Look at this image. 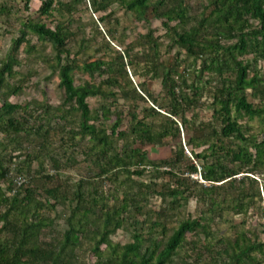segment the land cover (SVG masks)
<instances>
[{
  "label": "trees",
  "instance_id": "16d2710c",
  "mask_svg": "<svg viewBox=\"0 0 264 264\" xmlns=\"http://www.w3.org/2000/svg\"><path fill=\"white\" fill-rule=\"evenodd\" d=\"M91 1L97 12L109 7L108 0ZM119 1L143 20L150 14L161 20L167 45L149 29L121 53L97 29L103 39L93 52L84 53L89 41L83 40L74 53L71 18L85 0H42L39 15L56 24L24 19L1 61L0 92L20 94L24 85L12 80L21 49L40 57L31 36L50 44L54 54L43 60L58 75L64 98L58 105L0 101V264H88L85 252L97 264H176L178 256V264H264V238L247 228L251 212L264 218V0H211L199 13H191L192 0ZM138 46L143 60L134 62ZM175 49V62L166 64L162 55ZM182 55L192 59L193 79L189 68L180 71ZM138 64L143 75L161 77L162 101L145 83L133 84L128 67L138 74ZM206 94L215 122L191 135L187 113L196 117ZM90 99L99 102L95 109ZM168 142L171 156L149 158L147 146ZM79 151L87 175L60 183L61 174L47 173V159L59 176L79 164ZM19 174L29 179L20 187ZM152 198L159 208L150 207ZM192 201L196 214L187 212ZM61 205L69 208L67 228L54 235L51 212ZM224 223L230 225L222 233ZM129 226L132 241L114 242Z\"/></svg>",
  "mask_w": 264,
  "mask_h": 264
},
{
  "label": "rangeland",
  "instance_id": "374dc122",
  "mask_svg": "<svg viewBox=\"0 0 264 264\" xmlns=\"http://www.w3.org/2000/svg\"><path fill=\"white\" fill-rule=\"evenodd\" d=\"M26 1L27 0H0V7L4 6V10L0 12V64L1 61L6 56L7 51L9 50L12 40L17 37L20 32L21 23L24 19L31 17V18H41L45 20L48 24L51 26H54L57 22V20H49L44 17H41L38 13V9L40 8L42 0H30L29 2V8L26 7ZM64 1V0H63ZM211 0H192L189 2L191 13H199L201 12L206 5ZM109 7L105 11H95V8L92 4L91 0H85L84 4H80L77 6L74 11V14L72 15L71 22H72V29L75 33V36L72 37L71 43L75 45L74 53L78 50L77 46L80 41L88 40V49L84 52L86 55L88 53H92L94 50L95 43L101 42L103 37L102 36H96L97 35V29H100L103 32V35L106 36L107 39H111V43L113 47L116 50L121 51V53L124 52L126 47L129 45L131 47V44L133 41L137 40L142 34H145L148 32L149 29H153L155 31V36L163 37L165 30L163 29L162 21L159 19L154 18L151 14L149 15L148 19H141L139 18V14L136 12H128L126 11L120 4L119 0H108ZM102 16H105V19H101ZM107 27H111L115 30L116 35L118 36L119 40H114L109 32L107 31ZM32 43L36 45L37 49L40 51V57L36 56L37 51L35 50L32 53H29L26 51V46H23V48L20 51L19 57L22 61V65L19 67V74L14 80H12L13 83H21L24 85L23 92L17 95H6V90H2L0 92V101L7 98L13 103H25L28 101H31L33 99L43 100L47 99L51 104L58 105L62 102L64 98V91L59 87V77L56 73H53V70L48 65V63H45L43 60L44 56H47V60L49 57H51L53 53V49L48 43L41 42L37 37L31 36ZM165 40L166 45L169 41L168 38H162V40ZM121 40H124L126 45L121 44ZM45 44V46L43 45ZM165 45V46H166ZM167 46L164 47L166 50ZM131 49V48H130ZM141 49L138 46L136 49H134V52H131V54L134 57V62H139V60H143L141 58ZM176 51L175 49L171 54H163L162 59L167 64L174 63L176 58ZM136 55V56H135ZM79 57L83 58L85 55H80ZM181 66L180 71L181 73L186 72L189 73V78L195 77L194 72V65L191 58H188L184 55L181 56ZM184 57V58H183ZM129 58L127 57V61ZM139 65V64H138ZM138 65H136L138 70ZM140 71L137 74L136 69L134 66L130 65L128 67L129 69V75L130 78L133 81V84L137 86L140 82L145 83L147 86H149L150 90L153 92L156 99L162 101L163 98V92H162V80L161 77L159 78H152L151 74L143 75L145 73L143 71V65H139ZM144 70H147L144 69ZM83 79H88V75L83 74ZM77 83H80L81 79L78 75ZM99 80V77H98ZM92 107L95 109V106L99 105V102L95 99L89 100ZM147 105H154L150 100H147ZM143 104L140 105V109H142ZM157 106V105H156ZM158 107V106H157ZM165 113V111L163 110ZM196 117L193 116V113L191 111H188L187 116L191 122L189 128L192 130L191 135L195 134L196 130L198 128L200 130H205L207 127L211 128V124H214V105L212 102V99L208 94L200 101V106L195 109ZM114 117V116H113ZM193 118H195L196 122L192 123ZM114 118L109 121L110 125L114 124ZM255 126H258V122H253ZM192 125V126H191ZM203 127V128H201ZM202 136H204V133H200ZM188 137L187 131L182 134V142L186 145L185 140ZM207 137V136H206ZM171 142V140H169ZM164 144V145H152L147 146V150L149 152V156L151 159L159 160L164 159L172 154V144L170 143ZM204 147H201L200 150H202ZM186 151L188 155L194 160L195 158L192 156V149L191 147L187 146ZM197 161L196 159L194 160ZM198 162V161H197ZM16 166V164L14 165ZM47 169V173L57 175V177H60V183H66L68 181H71L70 183H75L78 181L81 176L87 175V170L85 168L84 162L82 160V156H80L79 151V164L73 166L71 164L66 165L60 172L59 176L58 173H56V170L52 167L51 162L49 159L46 161L45 165ZM38 165L36 164L34 166L35 173L38 170ZM28 179V175H25ZM71 178V180H69ZM194 178L200 179L199 175H194ZM29 180V179H28ZM73 185V184H71ZM111 185L109 182H105L104 189H108ZM264 183L262 186V195L264 197ZM161 205L160 200L157 198H152V201L150 203V207L159 208ZM199 206L196 203V201L190 202V204L187 207L188 213L196 214L199 210ZM69 213L68 206L61 205L57 207V210H54L51 212V217L55 218V226L54 228L56 231L54 232V235H57L58 233L64 231L67 228L66 224V216ZM236 222H241L242 217H236ZM261 223H264V218L261 217L260 214L251 212L250 217L248 218V224L247 228L253 227L258 233L260 232L261 238H264L263 233H261ZM229 223H224V225L221 226L222 233L226 232L229 227ZM192 237H189V240ZM201 238L204 240L205 236L202 235ZM218 238V237H217ZM216 238V239H217ZM114 242H122V243H128L132 241V230H130V226L126 227L125 229L119 230L113 237ZM213 243H218V239ZM217 245V244H216ZM189 247L187 246L184 250L181 252L184 253V251L188 250ZM84 257L86 258L88 264H97V258L96 256L91 252H85ZM180 256L176 258V264L179 263Z\"/></svg>",
  "mask_w": 264,
  "mask_h": 264
},
{
  "label": "built area",
  "instance_id": "2783aa9c",
  "mask_svg": "<svg viewBox=\"0 0 264 264\" xmlns=\"http://www.w3.org/2000/svg\"><path fill=\"white\" fill-rule=\"evenodd\" d=\"M14 182H15V184L18 187H20V186H23V185L27 184L28 183V179H27V177L25 175L19 174V175H15L14 176Z\"/></svg>",
  "mask_w": 264,
  "mask_h": 264
},
{
  "label": "water",
  "instance_id": "95a60500",
  "mask_svg": "<svg viewBox=\"0 0 264 264\" xmlns=\"http://www.w3.org/2000/svg\"><path fill=\"white\" fill-rule=\"evenodd\" d=\"M148 156H149V152H148ZM149 158H150V156H149ZM151 159V158H150ZM151 160H154V159H151Z\"/></svg>",
  "mask_w": 264,
  "mask_h": 264
}]
</instances>
